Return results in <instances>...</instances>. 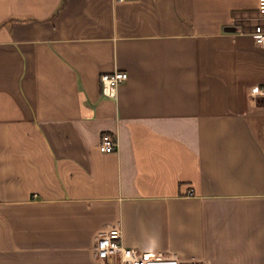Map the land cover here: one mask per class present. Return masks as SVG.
Masks as SVG:
<instances>
[{
	"label": "crops",
	"instance_id": "1",
	"mask_svg": "<svg viewBox=\"0 0 264 264\" xmlns=\"http://www.w3.org/2000/svg\"><path fill=\"white\" fill-rule=\"evenodd\" d=\"M257 2L0 0V264H264Z\"/></svg>",
	"mask_w": 264,
	"mask_h": 264
},
{
	"label": "built area",
	"instance_id": "2",
	"mask_svg": "<svg viewBox=\"0 0 264 264\" xmlns=\"http://www.w3.org/2000/svg\"><path fill=\"white\" fill-rule=\"evenodd\" d=\"M257 16L252 25L254 44L264 47V0H258L256 6ZM128 74L124 71H113L100 76L101 94L107 98H115L117 87L124 83ZM253 99L264 100V86H256L252 90ZM117 148L116 139L105 133L101 136L98 149L102 153H111ZM94 255L100 260L114 259L117 264H179L174 256L157 252L138 251L124 246L121 230L118 225H113L95 239L93 246Z\"/></svg>",
	"mask_w": 264,
	"mask_h": 264
},
{
	"label": "water",
	"instance_id": "3",
	"mask_svg": "<svg viewBox=\"0 0 264 264\" xmlns=\"http://www.w3.org/2000/svg\"><path fill=\"white\" fill-rule=\"evenodd\" d=\"M234 30H236V29L233 28V27H229V28L226 29V31H234Z\"/></svg>",
	"mask_w": 264,
	"mask_h": 264
}]
</instances>
